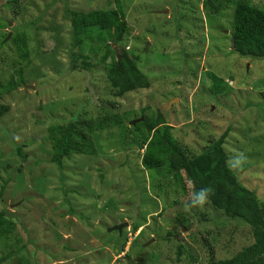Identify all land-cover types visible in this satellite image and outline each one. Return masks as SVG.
<instances>
[{"label": "rangeland", "instance_id": "1", "mask_svg": "<svg viewBox=\"0 0 264 264\" xmlns=\"http://www.w3.org/2000/svg\"><path fill=\"white\" fill-rule=\"evenodd\" d=\"M248 1L264 11V0ZM121 3L120 48L137 58L149 88L119 98L99 53L88 43L73 48L67 15L111 10V2L0 0V86L17 72L24 81L0 99V212L16 227L0 241V264H208L253 242L242 220L193 204L183 172L175 183L151 181L130 128L142 112L159 113L192 156L225 132L230 170L264 203V58L232 53V7L210 15L202 0ZM19 34L26 62L10 42ZM208 73L231 92L213 96ZM107 114L124 126L94 133V155L50 162V127Z\"/></svg>", "mask_w": 264, "mask_h": 264}, {"label": "trees", "instance_id": "2", "mask_svg": "<svg viewBox=\"0 0 264 264\" xmlns=\"http://www.w3.org/2000/svg\"><path fill=\"white\" fill-rule=\"evenodd\" d=\"M108 1L114 5L111 10L86 13L67 10V15L73 48L78 49L88 43L91 46L90 53H99V63L105 68L108 83L116 90L115 96L122 98L134 90L149 88V83L137 68V58L120 48L128 32L121 0ZM228 7L233 9L232 53L252 60L263 59L264 11L253 7L248 0H202V10L206 14L217 15ZM10 42L16 48L18 58L26 62L29 55L25 34L15 35ZM114 47L118 48L117 53ZM207 75L213 96L228 95L231 92V88L218 76L213 73ZM23 85L21 72H17L16 78H11L6 87L0 86V99ZM140 117L143 120L130 130L137 140L135 143L140 153V166L150 180L168 179L175 183L179 173L183 172L192 184L193 199L201 189H208L210 194L207 202L213 208L228 218L242 220L250 228L252 244L229 259H210L208 264H264V203L254 192L244 187L230 170L223 149L227 134L222 133L202 153L192 156L173 136V128L165 122L163 116L158 113L153 118L142 112ZM123 126L119 117L107 114L96 120H75L50 127V162L61 167L63 161L71 156L94 155L92 135L112 127L122 129ZM15 228L11 216L1 211L0 241L12 237Z\"/></svg>", "mask_w": 264, "mask_h": 264}, {"label": "clouds", "instance_id": "3", "mask_svg": "<svg viewBox=\"0 0 264 264\" xmlns=\"http://www.w3.org/2000/svg\"><path fill=\"white\" fill-rule=\"evenodd\" d=\"M209 190L201 189L194 197L193 204L202 206L204 203L208 201L209 198Z\"/></svg>", "mask_w": 264, "mask_h": 264}, {"label": "water", "instance_id": "4", "mask_svg": "<svg viewBox=\"0 0 264 264\" xmlns=\"http://www.w3.org/2000/svg\"><path fill=\"white\" fill-rule=\"evenodd\" d=\"M10 26V25H9ZM8 37H10V35L8 36ZM234 48V37L231 35V49H233ZM114 51H115V53H117L116 52V49H114ZM141 121V120H140ZM132 124V123H131ZM135 124V123H134ZM133 124V125H134ZM114 230H117L119 233H120V227H114L113 228Z\"/></svg>", "mask_w": 264, "mask_h": 264}]
</instances>
